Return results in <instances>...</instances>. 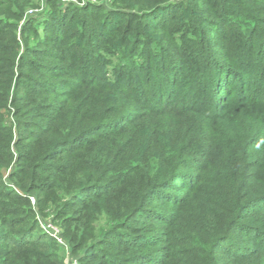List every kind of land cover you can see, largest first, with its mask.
<instances>
[{
    "label": "trees",
    "instance_id": "16d2710c",
    "mask_svg": "<svg viewBox=\"0 0 264 264\" xmlns=\"http://www.w3.org/2000/svg\"><path fill=\"white\" fill-rule=\"evenodd\" d=\"M40 221L79 264H264V0H0V264H65Z\"/></svg>",
    "mask_w": 264,
    "mask_h": 264
},
{
    "label": "built area",
    "instance_id": "2783aa9c",
    "mask_svg": "<svg viewBox=\"0 0 264 264\" xmlns=\"http://www.w3.org/2000/svg\"><path fill=\"white\" fill-rule=\"evenodd\" d=\"M97 1L98 0H82V2H91V3H96ZM108 1L109 0H105V2ZM39 3L42 5L43 0H39ZM28 13H32V10L28 11ZM31 202L33 203V199H31ZM40 223L42 227L45 228L56 239L57 243L61 247L65 264H79L78 260L70 255V251L67 243L61 238L60 228L52 224L50 221H40Z\"/></svg>",
    "mask_w": 264,
    "mask_h": 264
}]
</instances>
